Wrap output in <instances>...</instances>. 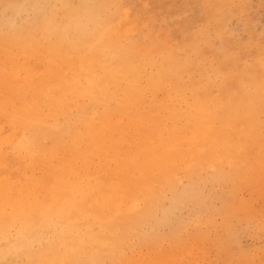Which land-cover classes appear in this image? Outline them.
Returning <instances> with one entry per match:
<instances>
[{
	"label": "rangeland",
	"instance_id": "374dc122",
	"mask_svg": "<svg viewBox=\"0 0 264 264\" xmlns=\"http://www.w3.org/2000/svg\"><path fill=\"white\" fill-rule=\"evenodd\" d=\"M92 2L103 3L98 14L111 16L122 46L130 39L139 55L155 51L156 64H145L143 83L157 75L158 66L168 71L181 62L187 68L179 80L168 78L159 89L136 96L135 119L148 118L149 142L137 124L124 127L125 143L117 152L109 150L102 161L93 156L87 171L81 165L75 169L71 193L78 194H69L65 203L85 199L86 192L88 208L118 222L119 228L101 230L108 247L86 240L88 226L101 229L91 215L80 216L77 229L62 233L52 226L37 235L22 217L18 225L0 234V264H264V0H0V99L8 100L23 89L20 96L25 100L26 93L41 88L42 101L58 100L60 91L76 92L89 84L87 78L77 77V67L86 76L103 74L102 63L111 72L120 71L112 57L102 61L96 42L76 45L69 35L62 43L46 24L52 16L65 21L67 12L89 11ZM26 3L29 10L23 13ZM196 92L202 98L200 106ZM67 113L75 122L76 113ZM116 120L125 124L127 117ZM14 128L0 118V172L26 167L24 173L36 177L17 180L29 187L25 193L30 195L36 181L53 176L30 162L23 145L28 133ZM112 139L119 141L117 136ZM144 144L156 155L147 154ZM30 180L31 185L24 184ZM137 181L140 189L134 193L131 185ZM51 192L37 196L41 198L33 215L40 225L54 201ZM132 214L142 215L141 221L137 216L132 231H126L121 216ZM127 232L131 233L125 237ZM87 254L93 256L91 261Z\"/></svg>",
	"mask_w": 264,
	"mask_h": 264
},
{
	"label": "bare ground",
	"instance_id": "6f19581e",
	"mask_svg": "<svg viewBox=\"0 0 264 264\" xmlns=\"http://www.w3.org/2000/svg\"><path fill=\"white\" fill-rule=\"evenodd\" d=\"M223 1H225V0H222V2ZM123 3L124 2H122V4ZM221 3H218V4H221ZM101 4H103V3H101ZM101 4L99 5L97 2H92L88 6L89 11L87 9H85L84 11L80 12L79 15H76L78 12L75 10L71 11V12H67V18L65 19V21L57 20V19H55L56 16L55 17L52 16L46 24H47V26L52 28L53 31H55V33L59 36V41H61L62 43L67 42L69 40V38H68L69 35L75 37V39L74 38L73 39H74V42L76 45L86 43V41L96 42L97 46H98V55H100L102 57V61L106 62V60L108 59L107 57H112L113 60L116 62V64L120 65L119 66L120 68L118 69V71L119 70L120 71L118 73H114L113 71L111 72L109 69V66L107 64H103V63H102L103 68H104L103 74H100L98 72H94L91 75L86 76V75L81 74L80 68L77 67L76 68V74H78L77 77L82 78V79L87 78V80L89 81V84L87 85L86 88L81 87V90L76 91V92L72 91V90H69L67 92L60 91V93H58L57 97H56V98H58V100H55V99L50 97L48 101H42L41 97L45 93V91L41 90V88H39V90L36 93H34V92L31 93V91H30L29 95H27L28 93H26L24 96L25 100H24V98L21 99V96H20V92L23 89H21V90L18 89L17 91H15V94H13L12 97L8 100L6 98L0 99V118L7 119L8 121L11 122L12 126H14L15 128L18 127L19 129H22L24 132L28 133V137L25 138L23 145L26 148L25 150L28 151V153L27 152L26 153L28 155V159L30 160V162L35 166H42L43 168L47 169V171H49V173L53 176V177H50L48 179H44V178L41 179L39 177L40 181H36L34 179V181H36V183H37V184L34 183V185H36V186H34L35 192L28 195L30 192L28 194L25 192L28 191L29 187L28 188L24 187L21 184V180H17V179H21V178H24V179L30 178L32 180L33 177L34 178L36 177V176H34V174L32 172L29 175L24 173L26 167H24V168L22 167L21 169L15 171L13 173L8 172V171L0 172V234L2 232L7 231L12 226L18 225L19 221L22 219V217L26 218V220L24 222L27 223V228L29 229V231L31 233H34L37 235V234H39V232L41 230L51 229L52 226L53 227H56V226L60 227L62 229L61 230L62 233L67 232L70 229H77L78 225L76 223L79 221L78 218L80 216H83V219H86L87 217H89L91 215L97 219V223L100 224L101 229L99 231H94L95 229L93 227L88 226L87 236L85 238L89 242L97 243L99 245V247L106 248L105 246L108 247L107 237H105L106 235L104 236V234H102L103 232H101V230L102 229L114 230L115 227L119 228V226H116V225H118V222H116L115 220L110 221L108 219L109 217L107 218L106 215L104 214L105 212L103 213L102 211L96 210L94 208L93 209L88 208V202H89L88 200H90V199H89V195L87 196L86 192H83V197L86 200L82 199V198H81V200H75L73 198L70 203H65V200L69 196V194H78V192L71 193L74 189V185L72 186L70 184L72 181V176H73L75 169L77 168L78 165L79 166L81 165V167L84 168L85 171H87L88 168L90 167L89 162H90L91 158H93V156L98 157L99 160L102 161L108 155L109 150H112L113 153L117 152L120 149V147L125 143L124 127L127 130L130 125L132 126L133 124H137L138 131H143L144 132L143 134H144L146 140H148L147 142H149L151 140V137L149 136V134L146 131L148 128V126H146L148 118L146 119V116L143 115V116H139V120L135 119L136 113H137V108H138V102L136 100V96L140 95V94H145L147 92L146 89H153V90L159 89L162 86V84H165L167 82L168 78H170L174 81L179 80L180 79L179 74H181L182 71L186 70L187 67L184 64H182L181 62H178V63L176 62L175 63L176 67L170 66V69L168 71H166L165 68L158 66L157 67V75H151L149 77H146L145 83H143L142 80H143L144 76H143L142 72H143L144 68H146L145 64H148V63L153 64V65L156 64L155 51L150 50L149 52L145 51L146 53H144V52L139 50L140 53L141 52L144 53L142 55H139V52L137 51V49H136V51H134L135 48H133V46H135L136 42H134L130 39L126 40L125 44H123V46H122L121 43H123V42L118 38L119 34L117 35V29L113 23V20L111 21V16L107 15L105 17H100V15L98 14L100 11L103 10V7L101 6ZM27 5H28L27 3L23 5V7H22L23 13H28L27 11L29 9L27 10V8H26ZM70 6H69V8H70ZM96 7H97V9H96ZM213 8H215V7H213ZM223 9H221V10H223ZM210 11H208V12H210ZM101 13H103V12H101ZM215 13H217V11L214 12V14ZM108 14H110V12H108ZM124 15H126V14H124ZM120 16H121V14H120ZM122 17H125V16L122 15ZM115 18H117V16ZM127 19H128V17H127ZM218 19H219V17H218ZM121 20H123V19H121ZM189 35L190 34H188V36ZM146 40H145V42H146ZM147 41H149V40H147ZM159 43H161V40ZM165 43H167V42L165 41ZM183 44H186V43H183ZM157 50H159V49H157ZM67 52L69 53V51H67ZM166 59L168 62L171 63V61H170L171 57H166ZM90 63L98 64L95 62H90ZM173 65H174V63H173ZM68 70H71V69L69 68ZM18 86L20 88H24V86L21 84H18ZM34 87L35 86H33L32 89H34ZM140 96H142V95H140ZM92 97L94 98L93 100H91ZM194 97H195L196 103L200 106L202 104V98L199 95V93L196 92L194 94ZM112 105H114V107H112ZM46 107H47V109H46ZM88 108H91V111H89ZM67 112H71V113L75 112L76 113V121L75 122H73L71 120V118L68 117L69 114ZM70 115H72V114H70ZM119 117H127V122L125 124H122L120 121L116 120ZM189 123L191 125H193L192 118L190 119ZM15 132H17V131H15ZM116 136L119 138L118 139L119 141H117V139H115V140L112 139V138H115ZM118 142H120L122 144L119 145ZM140 144H141V142H140ZM220 144H221V142H220ZM145 146L146 145L144 144L143 147H144V149L147 148V154H150V156L156 155V152L153 149H151L150 146L149 147L148 146L145 147ZM8 148H10V147H8ZM15 152L17 153V151H15ZM60 153L63 154V156H64L63 158L60 157ZM116 158L117 157L115 156V159ZM132 163H134V162H132ZM119 166L123 167L124 163H119ZM29 167L30 166H28V168ZM101 167L103 168L102 165H101ZM92 168H94V167H92ZM109 168H108V170H109ZM103 169L105 171V168H103ZM113 169L116 170L114 167H113ZM99 171H100V169H99ZM101 171H103V170H101ZM119 171L121 172V174H124V169H121ZM107 172L109 173V171H107ZM149 172H150V170H149ZM93 173H94V171H93ZM113 173H114V171H113ZM110 174H112V171ZM83 176L81 175V177H83ZM41 177H42V175H41ZM105 177H107V176H105ZM105 177H104V179H105ZM123 179H125V176L123 177ZM31 180L27 181L24 184L31 185L30 184ZM148 180H149V178H148ZM82 182H84V180ZM143 182H145V181H143ZM32 183H33V181H32ZM44 184L46 186H43ZM139 184H141V183H139ZM171 185H172V182H171ZM102 186H103V184L101 185V187ZM131 186L133 188H135L134 193H137V190L140 189L139 185H138V181L136 184L132 183ZM110 187H111V185H110ZM89 189H90V187H89ZM98 189H100V188H98ZM48 190L52 191L51 196L53 193L54 201L52 202L51 207L48 210V213H46L47 216H43L45 218V222L42 225H40L37 221L38 219H36V217L33 215V214H36V212H37V211L35 212L36 209L34 208V206L38 204L37 199L41 198V197H37V196L38 195L39 196L44 195L45 192ZM84 191H85V189H84ZM175 193H173V194H175ZM80 195H77V198ZM149 195H150V193H149ZM160 195H159V197H160ZM170 196H172V195H170ZM130 197H132V196L130 195ZM148 197H146V198H148ZM108 198H109V196H108ZM152 198H154V197H152ZM115 200H116V197H115ZM178 200L179 199H177V201ZM157 201H158V199H157ZM66 204H69L70 206H65ZM97 205H98V203H97ZM124 205H126V204H124ZM130 205H132V204H130ZM110 207H111V205H110ZM128 210H130V209H128ZM110 216H111V214H110ZM137 216L139 217V221H141L142 215H138V214H132L129 218L128 217L126 218L125 216H121L123 218L122 219L120 217L123 220V223L121 225L125 228L126 231L127 230L132 231L131 226L134 225L133 223L138 221ZM84 221H87V220H84ZM136 225H137V223H136ZM130 233L131 232H127V233H123V234L125 237H128ZM11 234H12V232H11ZM68 234H71V233H68ZM118 239H120V238H118ZM17 241H19V240H17ZM108 243H109V241H108ZM109 245H112V243L111 244L109 243ZM61 246H66V245H61ZM118 246H120V245H118ZM21 247H23V246H21ZM92 248H94V246H92ZM64 250H65V248H64ZM100 250H102V249H100ZM5 251H7V250H5ZM109 251H111V250H109ZM117 251H115V252H117ZM10 252H11V250H10ZM76 252H77V250H76ZM3 253H2V255H3ZM90 253H92V252H90ZM104 253L109 254L110 252L104 251ZM7 254H9V253H7ZM106 256H107V254H106ZM117 257H119V256H117ZM117 257H115V258L117 259ZM90 258H93V256L91 254H87V259L90 260ZM7 259H9V258H7ZM121 259H122V257H121ZM91 264H93V263H91ZM98 264H99V262H98Z\"/></svg>",
	"mask_w": 264,
	"mask_h": 264
}]
</instances>
